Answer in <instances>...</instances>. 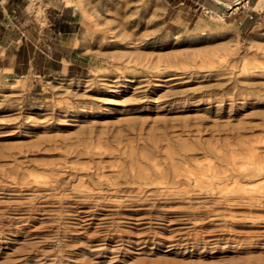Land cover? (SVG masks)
<instances>
[{"label":"rangeland","instance_id":"obj_1","mask_svg":"<svg viewBox=\"0 0 264 264\" xmlns=\"http://www.w3.org/2000/svg\"><path fill=\"white\" fill-rule=\"evenodd\" d=\"M0 0V264H264V0Z\"/></svg>","mask_w":264,"mask_h":264},{"label":"crops","instance_id":"obj_2","mask_svg":"<svg viewBox=\"0 0 264 264\" xmlns=\"http://www.w3.org/2000/svg\"><path fill=\"white\" fill-rule=\"evenodd\" d=\"M197 1L200 2V4H198L196 2H193V3L197 4L199 7H202V9L207 10L211 13H214L213 11L222 10L219 5H216L211 0H197Z\"/></svg>","mask_w":264,"mask_h":264}]
</instances>
